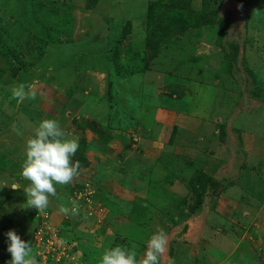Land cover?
<instances>
[{
    "label": "rangeland",
    "instance_id": "obj_1",
    "mask_svg": "<svg viewBox=\"0 0 264 264\" xmlns=\"http://www.w3.org/2000/svg\"><path fill=\"white\" fill-rule=\"evenodd\" d=\"M153 1L0 0V221L13 223H0V264L11 259L9 230L31 243L37 264H100L116 245L139 259L158 230L168 235L164 257L170 243L180 254L175 264H209L228 234L246 241L243 264L263 263L264 0H180L195 22L184 31L164 15L150 23ZM115 44L117 91L107 74ZM22 84L35 99L13 98ZM110 108L126 112L108 132ZM43 119L79 139L80 169L39 213L21 171Z\"/></svg>",
    "mask_w": 264,
    "mask_h": 264
},
{
    "label": "clouds",
    "instance_id": "obj_2",
    "mask_svg": "<svg viewBox=\"0 0 264 264\" xmlns=\"http://www.w3.org/2000/svg\"><path fill=\"white\" fill-rule=\"evenodd\" d=\"M36 92L25 85L14 86L12 96L23 101L35 99ZM80 142L78 138H68L56 119H43L38 122L33 136L25 145V160L22 165L21 177L30 184L23 189L26 203L40 212L49 204V197L56 195L57 185H67L78 174L80 164L73 162ZM13 189H21L16 183L10 185ZM60 211L67 215L70 209L61 206ZM79 211L73 204L72 214ZM7 251L11 259L7 264H37L32 254V245L17 234L15 230L6 233ZM168 246V235L163 230L153 233L147 241L146 251L138 259L134 248L120 245L107 247L100 256V264H162Z\"/></svg>",
    "mask_w": 264,
    "mask_h": 264
},
{
    "label": "trees",
    "instance_id": "obj_3",
    "mask_svg": "<svg viewBox=\"0 0 264 264\" xmlns=\"http://www.w3.org/2000/svg\"><path fill=\"white\" fill-rule=\"evenodd\" d=\"M169 1H170L169 3H166V1L162 2V0L161 1L159 0V1H156V2L153 1V2H149L148 3L147 13H148V19L150 20V23L157 22V20L161 19L163 17V15H164L165 18L168 20V25H169L170 28L171 27L174 28L173 26H181V28L184 31L190 25L195 24V22L193 23V22L190 21V19L188 18L187 14L184 12V7L181 6L178 3L180 0H169ZM88 3H89V5L91 7H94L96 5V3H97V0H88ZM167 8H169V10H167L166 14H163V11H166ZM160 9H161V11H160ZM202 13H204V12H202ZM204 14H202V15H204ZM170 21H171V23H170ZM210 25L211 24H208V26H210ZM221 35H225V31L224 30H223ZM119 40H120V38L116 41L117 45L119 44ZM117 45L115 44L114 47L109 49V51L111 53H109V55L107 57L108 65H110V66H108V73L107 74H109L110 78H111L110 81H109V87L111 89L113 88V91H117L116 88L113 85L115 84L114 83V81H115L114 79L118 78V76H114V74H117L116 72L118 71V69H116V66H115V61L116 60H120V57L118 55V46ZM81 52L89 54V49L85 48ZM3 55H4V57L6 59H8L9 62H12V61L15 62V60H13V58H12L13 56L9 55L8 52H4ZM195 60L198 61V59H195ZM14 62H12V63L15 64ZM19 62H20V60H19ZM112 65L114 66V69L111 68ZM22 66H24V68H26V69H29L28 66H26V65L22 64ZM111 95H112V92H111ZM30 108H31L30 107V103H24L22 105V107H21V110L23 112H25L26 114H28L29 116H31V115L35 114V112H33L34 110H31ZM120 111H121V113L118 110L116 112V110H114V108H110V110H108V115L107 116H109V118H111V119H109L111 122H108V124L105 127L108 132L110 130L117 129L118 126L120 127V125H118V126H116V125L119 124L121 119L123 118V115L126 112V108H124L122 110L120 109ZM115 113H116L117 117H119V118L114 119ZM3 166L4 165H2V167ZM199 173H200V176H202L201 178H202L203 183H204L203 187H206V185L208 184V180H210L211 178L206 173H202L201 171H199ZM195 209H196V207H192L191 210L193 211ZM0 223H2V224H5V223L8 224L9 223L11 226H13L12 221H0ZM9 224H8V226H9ZM17 224H19V223H17ZM14 225H15V223H14ZM8 226H5L4 229L6 230L8 228H11V227H8ZM261 263L264 264V261L262 259H261Z\"/></svg>",
    "mask_w": 264,
    "mask_h": 264
},
{
    "label": "crops",
    "instance_id": "obj_4",
    "mask_svg": "<svg viewBox=\"0 0 264 264\" xmlns=\"http://www.w3.org/2000/svg\"><path fill=\"white\" fill-rule=\"evenodd\" d=\"M254 102L257 105H259V104L261 105L262 104L260 99H255ZM88 147H89V145H88ZM240 169H242V171H244V169L242 167ZM219 178L220 177H216V180L219 181ZM217 198H219V196H217ZM220 201H221V199H218L216 201V203H219ZM210 224L212 225L211 222H210ZM206 225H208V222L207 221H203V227L204 228H202L201 233L204 232V229H205ZM213 226L216 227V229L218 227L219 230H215V232H217V233H219V232L228 233L230 231V230H228L226 228L227 226H225V225L215 224ZM230 236H231L230 234L224 236L228 240L227 242H223V240L222 241H219V240L218 241H214V244H220V246L223 249L219 248L218 246L216 247L217 250H218V254H219V257H218V260H217L215 258V256H214V250L216 248H213L214 245L211 246L210 258L208 259L210 261L209 264H221V263L222 264H233V263H235V264H243L244 259H242V258L245 257L246 255H248V254H246V252H250L249 248L246 247V244H245L246 241H242V242L239 241L238 242V241L234 240L232 237H231V239H232L231 240ZM202 238L203 237L201 236V239H199L197 241V243L198 242L201 243L202 242ZM173 245H174V243H172V244L170 243L168 255L166 257H164V256L162 257L163 258L162 264H175V263H172V261H175V260L179 259L180 254L177 253V249L174 248V250H172ZM187 256L185 255L182 258H186ZM196 259H197V257H196ZM204 260L206 261V259H204ZM188 264H190V263H188ZM195 264H197V262Z\"/></svg>",
    "mask_w": 264,
    "mask_h": 264
}]
</instances>
